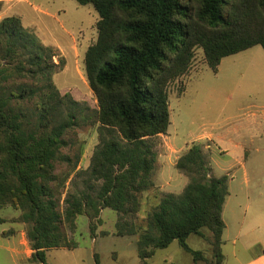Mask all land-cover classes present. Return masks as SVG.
<instances>
[{
  "label": "trees",
  "instance_id": "16d2710c",
  "mask_svg": "<svg viewBox=\"0 0 264 264\" xmlns=\"http://www.w3.org/2000/svg\"><path fill=\"white\" fill-rule=\"evenodd\" d=\"M76 1L99 14L98 37L84 59L100 132L88 178L63 198L68 180H60L57 161L71 145L67 135L82 111L67 104L68 93L62 96L54 84L63 64L54 62L53 49L20 17H6L0 20V209L22 211L33 263L49 264L51 249H77L70 233L78 216L88 217L93 232L94 221L111 209L119 215V236L138 235L142 264L174 241L196 264H225L230 179L210 176L202 145L189 147L176 163L190 179L182 193L165 194L148 214L147 228L136 220L144 194L155 187L152 139L167 134L171 124L170 87L190 72L198 49L214 72L225 57L264 49V0ZM192 235L209 243L211 260L189 245Z\"/></svg>",
  "mask_w": 264,
  "mask_h": 264
},
{
  "label": "rangeland",
  "instance_id": "374dc122",
  "mask_svg": "<svg viewBox=\"0 0 264 264\" xmlns=\"http://www.w3.org/2000/svg\"><path fill=\"white\" fill-rule=\"evenodd\" d=\"M10 16L20 17L26 29L53 49L54 62L63 64L54 74V84L62 96L68 93L67 104L82 111L78 114L80 124L67 135L71 145L62 150L57 161L60 180H68L65 198L76 183L82 186L88 178L92 155L100 143L98 103L84 63L87 49L98 37L99 14L93 5L76 0H7L0 20ZM184 86L186 90L181 92ZM169 97L171 124L167 134L152 139L158 153L155 187L144 194L136 224L147 228L148 214L163 196L182 193L190 179L176 163L189 147L202 145L211 166L210 176L228 175L230 179L223 213L227 227L223 235L225 264H247L261 252L258 243L264 244V225L250 227L264 217V49L258 45L225 57L218 72L207 65L203 50L198 49L190 72L170 87ZM21 217L22 211L11 206L0 209V264H40L30 259L28 226ZM118 219L117 212L104 209L92 232L88 217L78 216L77 229L70 235L79 247L49 250L48 263L142 264L138 235L119 236ZM243 221L245 229L240 235ZM188 242L211 260V248L204 238L192 235ZM192 260L174 241L168 248L158 249L148 264H194Z\"/></svg>",
  "mask_w": 264,
  "mask_h": 264
},
{
  "label": "crops",
  "instance_id": "0c3cea01",
  "mask_svg": "<svg viewBox=\"0 0 264 264\" xmlns=\"http://www.w3.org/2000/svg\"><path fill=\"white\" fill-rule=\"evenodd\" d=\"M7 1V0H0V3H2V5L4 4V2ZM2 17V16H1ZM162 135H165V134H162ZM230 181V180H229ZM230 195V194H229ZM229 197V196H228ZM227 197V199H228ZM227 201V200H226ZM226 204V203H225ZM225 207V205H224ZM103 212V211H102ZM223 213H224V210H223ZM261 221L262 222H259V223H255L250 225L251 228H258L259 226H261L262 224L264 225V217L261 218ZM240 235H242V233L244 232V229H245V221H243L240 225ZM227 228V227H226ZM20 232V231H19ZM18 232V234H19ZM239 239V237L237 238ZM261 247V252L257 253L247 264H264V244L262 242H259L258 243ZM15 245L19 246V244L15 243ZM224 252V251H223ZM16 253L19 254V248L17 247L16 248ZM94 255H95V252H94ZM193 259V258H192ZM193 261V260H192ZM193 263L195 264V262L193 261Z\"/></svg>",
  "mask_w": 264,
  "mask_h": 264
}]
</instances>
